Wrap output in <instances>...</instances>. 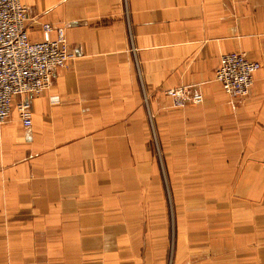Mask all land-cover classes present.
I'll use <instances>...</instances> for the list:
<instances>
[{
    "label": "crops",
    "instance_id": "1",
    "mask_svg": "<svg viewBox=\"0 0 264 264\" xmlns=\"http://www.w3.org/2000/svg\"><path fill=\"white\" fill-rule=\"evenodd\" d=\"M22 1L30 38L64 27L76 58L31 127L19 99L0 122V264H264V0ZM228 52L261 63L247 97L216 80ZM179 86L203 103L175 106ZM156 142L196 144L175 158L200 180L172 182ZM184 190L200 230H172Z\"/></svg>",
    "mask_w": 264,
    "mask_h": 264
},
{
    "label": "built area",
    "instance_id": "2",
    "mask_svg": "<svg viewBox=\"0 0 264 264\" xmlns=\"http://www.w3.org/2000/svg\"><path fill=\"white\" fill-rule=\"evenodd\" d=\"M28 21V7L22 0H0V122L8 120L19 99L16 109L26 128L32 126L30 100L45 94L53 84L55 72L76 58L64 27L44 23V39L33 41ZM54 29L57 34L53 38ZM260 68V62L243 52L224 53L220 56L216 80L227 94L247 97ZM167 94L178 107L204 101L202 93L189 94L185 86L171 88Z\"/></svg>",
    "mask_w": 264,
    "mask_h": 264
},
{
    "label": "rangeland",
    "instance_id": "3",
    "mask_svg": "<svg viewBox=\"0 0 264 264\" xmlns=\"http://www.w3.org/2000/svg\"><path fill=\"white\" fill-rule=\"evenodd\" d=\"M204 96V95H203ZM196 144L191 143H180L173 142L164 143V142H156L153 144L154 149L160 157L161 163H164L165 154L173 155V170L177 173H174L171 178L172 182H197L200 180V175L191 173L194 171V168L191 166H187V163H195V161L187 158L185 159L186 169L180 172V159H176L175 155L180 154V150L188 156L189 152H192V148ZM173 152H169V151ZM191 158V157H190ZM168 199L170 205H168V209L170 214L172 213V230L174 231H196L200 230V191H172L168 192ZM159 211L160 208L156 207L152 210V214H154L155 219L150 226H153V229H158L159 227Z\"/></svg>",
    "mask_w": 264,
    "mask_h": 264
}]
</instances>
